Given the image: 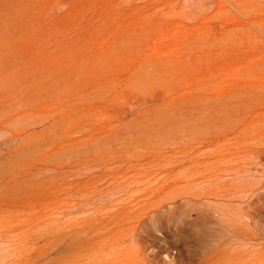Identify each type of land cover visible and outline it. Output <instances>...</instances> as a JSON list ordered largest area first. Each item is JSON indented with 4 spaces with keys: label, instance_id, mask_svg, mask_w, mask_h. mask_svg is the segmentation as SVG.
Returning <instances> with one entry per match:
<instances>
[{
    "label": "rangeland",
    "instance_id": "obj_1",
    "mask_svg": "<svg viewBox=\"0 0 264 264\" xmlns=\"http://www.w3.org/2000/svg\"><path fill=\"white\" fill-rule=\"evenodd\" d=\"M263 150L264 0H0V264H264Z\"/></svg>",
    "mask_w": 264,
    "mask_h": 264
},
{
    "label": "bare ground",
    "instance_id": "obj_2",
    "mask_svg": "<svg viewBox=\"0 0 264 264\" xmlns=\"http://www.w3.org/2000/svg\"><path fill=\"white\" fill-rule=\"evenodd\" d=\"M263 151H264V150H263ZM263 154H264V153H263ZM260 163H261V162H260ZM251 167H252V166H251ZM251 167H250V168H251ZM250 192H251V191H250ZM251 195H252V194H251ZM249 197H250V196H249ZM247 199H248V198H247ZM256 204H257V203H256ZM246 215H248V214H246Z\"/></svg>",
    "mask_w": 264,
    "mask_h": 264
}]
</instances>
